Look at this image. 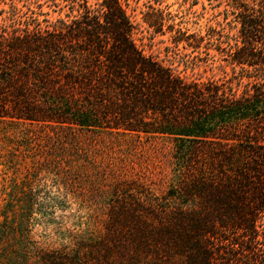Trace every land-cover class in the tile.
Segmentation results:
<instances>
[{"label": "trees", "instance_id": "trees-1", "mask_svg": "<svg viewBox=\"0 0 264 264\" xmlns=\"http://www.w3.org/2000/svg\"><path fill=\"white\" fill-rule=\"evenodd\" d=\"M51 1L68 13L51 20L13 9L0 24V122L69 135L72 154L82 131L169 144L167 191L130 213L111 209L110 245L99 243L97 260L264 264V0H227V29L210 27L207 37L231 70L206 80L145 53L128 3ZM146 23L160 31L159 21ZM190 38L198 47L201 39ZM69 156L47 160L70 165ZM51 174L58 197L67 196ZM1 216L0 264L67 262L59 249L29 243L31 225L21 243L3 248L13 227Z\"/></svg>", "mask_w": 264, "mask_h": 264}, {"label": "rangeland", "instance_id": "rangeland-1", "mask_svg": "<svg viewBox=\"0 0 264 264\" xmlns=\"http://www.w3.org/2000/svg\"><path fill=\"white\" fill-rule=\"evenodd\" d=\"M121 1L128 3L127 12L136 24L133 37L145 53L189 78L206 80L220 77L223 71L230 73V66L207 37L210 27L227 29L224 24L231 18L227 0ZM88 2L95 4L96 0ZM59 7L51 0H0V24L13 9L52 20L68 11L67 5ZM146 21H159L160 31L154 32ZM178 35L188 40L175 43L173 37ZM190 36L201 39L198 47L187 44L194 42ZM76 136L79 154H72L68 148L75 145L69 135H52L48 128L35 124L0 122V220L6 214L13 227L3 248L21 243L25 225H31L33 241L29 243L59 249L67 258L65 264H101L97 249L99 243L107 244L110 210L122 206L130 213L131 207L141 209L147 200L158 199L167 191L171 169L165 141L83 131ZM66 155L75 162L48 163L51 156ZM51 172L59 175L52 179L64 183L67 196L58 197ZM31 185L38 190L36 199L30 196ZM125 264L145 263L137 258Z\"/></svg>", "mask_w": 264, "mask_h": 264}]
</instances>
